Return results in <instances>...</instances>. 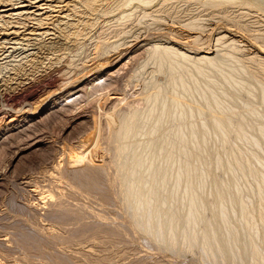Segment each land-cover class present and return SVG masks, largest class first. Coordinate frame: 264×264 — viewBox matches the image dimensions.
I'll list each match as a JSON object with an SVG mask.
<instances>
[{
	"label": "rangeland",
	"instance_id": "1",
	"mask_svg": "<svg viewBox=\"0 0 264 264\" xmlns=\"http://www.w3.org/2000/svg\"><path fill=\"white\" fill-rule=\"evenodd\" d=\"M0 1V95L26 78H36L50 64L62 67L68 76L64 83L73 87L59 99L50 97L32 114L25 111L53 90L47 82L32 87L36 97L31 106L9 108L0 97V128L26 114L20 123L0 131V264H264L252 260L244 248L245 240H254L256 225L255 248L264 249V227L259 221L264 202L257 197L252 176L245 177L227 164L228 159L234 161L242 155L264 160V147L250 143L264 134L259 132L264 127V0H45L40 3H50L51 7L44 9L25 1L28 5L21 15ZM7 37L15 43H4ZM9 46L14 48L9 50ZM163 47L192 57L177 68L178 87L170 81L175 59L159 61L158 52ZM7 49L12 54L2 60ZM205 50L216 66L197 60ZM168 63L173 64L170 67ZM180 77L185 81L183 86ZM64 83L56 88L66 87ZM199 87H209L213 93L204 96ZM162 102L166 103L163 111ZM3 111L7 112L4 117ZM217 113L227 122L223 133L213 125ZM131 117L138 128L135 149L144 141L149 143L153 125L156 137L165 132L167 139H172L176 127H183L187 142L179 145L174 140L166 147L171 151L179 145L186 150L192 142L187 125L192 122L193 135L204 140L202 160L210 163L215 155L221 156L214 173L223 183L219 191L233 201L232 208L227 206L228 219H236L246 208L248 220L233 221L234 234L238 233L234 244L219 232L223 237L208 244L214 243V249L223 240L218 245L220 252L204 251L200 236L189 246L191 226L183 219L172 224L170 234L174 237L169 234L172 238L167 241L149 234L147 226L138 223L140 214L131 209L133 197L126 195V182L122 181L130 171H121L115 164L119 127ZM155 121L158 124L154 125ZM145 148L140 151L150 149ZM124 150L130 155L131 151ZM167 161L162 159L161 168ZM254 163L257 171L259 165ZM140 171L150 177V171ZM193 176L179 182L171 178L163 187L157 182L138 184L143 191L148 190L146 185L154 186L151 203L162 206L166 197L170 204L161 208L183 218L188 202L181 199L186 198L189 187H203L200 198L205 195V204L209 194L216 192L210 191V182H191ZM240 200L246 203L241 208ZM211 212H202L205 222L212 220ZM217 219L214 225L221 226V217Z\"/></svg>",
	"mask_w": 264,
	"mask_h": 264
},
{
	"label": "bare ground",
	"instance_id": "2",
	"mask_svg": "<svg viewBox=\"0 0 264 264\" xmlns=\"http://www.w3.org/2000/svg\"><path fill=\"white\" fill-rule=\"evenodd\" d=\"M25 1H27V2H29V4L30 5H35V7L37 8V9H44V8H48V7H51L50 6V3H49V5H46L47 3L46 2H42V3H40L41 1H45V0H6V1H4V0H2V2H5V3H7V5H10L14 10H19L18 12H16L15 14L16 15H21V13H23L22 12V9L23 8H26V6L28 5V4H24V2ZM50 1V0H49ZM55 1V0H54ZM1 2V1H0ZM247 3V2H246ZM34 5H33V7H34ZM42 5H45V6H42ZM251 5V4H250ZM59 6V5H58ZM84 7H86V6H84ZM249 7V6H248ZM12 10V9H11ZM21 10V11H20ZM26 12V11H25ZM116 18V17H115ZM247 20V19H246ZM226 21V20H225ZM156 22H157V20H156ZM13 33V32H12ZM44 33V32H43ZM47 34V33H46ZM177 34V33H176ZM39 35H41V34H39ZM221 36V35H220ZM224 37V36H223ZM257 38V37H256ZM6 40L4 41V43H6V44H14L15 43V41L14 42H11V39L10 38H5ZM146 39V38H145ZM190 39H191V37H190ZM195 39V38H194ZM16 40V39H15ZM19 40V39H18ZM26 40H27V38H26ZM185 40H187V42H188V40L189 39H185ZM191 40H193V39H191ZM260 40V39H259ZM31 41V40H30ZM194 41V40H193ZM195 41H196V39H195ZM18 42V41H17ZM20 42V41H19ZM22 42V41H21ZM20 42V43H21ZM25 42V41H24ZM24 42H23V47L21 46V48L23 49L24 48ZM186 42V43H187ZM219 42V41H218ZM231 42H232V40H231ZM27 43V45H28V41L26 42ZM185 43V42H184ZM185 43V44H186ZM194 43V42H193ZM6 44H5V47H6ZM184 44V45H185ZM241 44V43H240ZM18 45V44H17ZM31 45V44H30ZM183 45V44H182ZM187 45V44H186ZM231 45V44H230ZM4 47V46H3ZM19 47V46H18ZM17 47V48H18ZM26 47V46H25ZM29 47H31V46H29ZM233 47V46H232ZM263 47V46H262ZM7 48H9V50L10 49H13L14 47H12V46H9V47H7ZM21 48H19L20 49V51L22 50ZM264 48V47H263ZM8 49L6 50V51H4V52H8L9 51ZM17 50V49H16ZM26 50V48L25 49H23V51H25ZM12 51V50H11ZM18 51V50H17ZM16 51V52H17ZM22 51V52H23ZM206 51V50H205ZM10 52V51H9ZM9 52L7 53V54H5V53H2L1 55H3L4 54V56L2 57V60L3 59H5L6 57H9V56H11V54L12 53H10L9 54ZM238 52V51H237ZM207 51L206 52H203L202 54H200V55H198L196 58H197V60L198 61H203V62H208V63H212V65L214 64L213 62H214V58H212V57H209L208 55H207ZM9 54V55H8ZM22 53L20 52V55H21ZM26 54V53H25ZM159 54V55H158ZM158 54L156 53V55H158L159 56V61H166V63L167 62H172L173 61V59H175L174 60V67H173V69H172V71L170 72L171 73V77H170V81L172 80L173 82H175V84H173V85H176V84H178V83H176V79H175V77H176V75H177V72H178V70H177V68H181V66L183 65L182 63L185 61H188V60H190L191 61V58L192 57H187V55H185V54H187V53H184V52H181V51H178L177 49H174V48H170V47H163L162 48V50L160 51V52H158ZM19 55V56H20ZM155 55V56H156ZM207 55V56H206ZM154 56V57H155ZM13 57V59H14V55L12 56ZM22 57V56H21ZM20 57V58H21ZM96 57V56H95ZM157 57V56H156ZM255 57V56H254ZM258 57V56H257ZM158 58V57H157ZM244 58V57H243ZM7 59V58H6ZM19 59V58H18ZM17 60V59H16ZM21 60V59H20ZM172 60V61H171ZM197 60H195V61H197ZM252 60V59H251ZM15 61V60H14ZM158 61V62H159ZM4 62H7V60H5V61H3V63ZM192 62H194V61H192ZM69 63V62H68ZM161 64V63H160ZM169 64V63H168ZM173 64V63H172ZM172 64H169L170 65V67L172 66ZM194 64V63H193ZM263 64V63H262ZM53 64H50L48 67H46L45 69H43L42 70V72L39 74V75H37V77L36 78H34V76L32 77V78H26V81H24V82H21L17 87H15L12 91H10V92H5V93H3V95L1 94L0 95V97L2 98V100L4 99V101H6L7 103H4V104H8V106H9V108L11 107V108H15V107H18V106H22V105H24L23 106V108L24 107H26V106H31V101H33V99H35V97H36V93H35V91H33L32 89V87L33 86H35V85H37V84H39L40 82L42 83V82H47L48 84V88H53V90L52 91H49L48 89V95L47 96H45V97H43L41 100H38V102H37V105H35V107L33 108V107H30V108H28V110L27 111H25V112H30V114H32V113H34L35 111H36V109L37 108H40L50 97H52L53 98V96L54 95H56V96H58L57 94H59V96L58 97H54V99H59V98H61L62 96H64L65 94H68L69 93V90L70 89H72L73 87H71V85H70V88H68L69 86H67L68 84H66V83H64V82H66L65 80H68V79H66L67 77H65V74H67V73H65V70H63V68L62 67H60V66H57V65H54V66H52ZM192 65V64H191ZM205 65V64H204ZM215 65V64H214ZM259 65V64H258ZM162 66V65H161ZM160 66V67H161ZM184 66V65H183ZM216 66V65H215ZM1 67V66H0ZM96 67V66H95ZM193 67H196V66H193ZM200 68V67H199ZM198 67L196 68V71H198L199 70V74L202 72L200 69H199ZM2 69V68H1ZM198 69V70H197ZM202 69H204V68H202ZM216 69V68H215ZM48 70V71H47ZM217 70V69H216ZM210 71V70H209ZM262 71H263V69H262ZM17 72V71H16ZM89 72V71H88ZM204 72V71H203ZM179 73V72H178ZM187 73L188 74H190L189 72H188V70H187ZM186 73V74H187ZM185 74V75H186ZM191 74H192V72H191ZM190 74V75H191ZM193 75V74H192ZM222 76H224V75H222ZM231 76V75H230ZM47 77H48V79H47ZM72 77V76H71ZM179 77V76H178ZM182 77V76H181ZM178 78V80H179V83L181 84V86H183L184 85V80L182 79V78ZM192 76H190V78H191ZM204 77V76H203ZM225 77H227V76H225ZM79 78V77H78ZM195 78V77H194ZM223 78V77H222ZM188 79V78H187ZM225 79V78H224ZM232 79V78H231ZM50 80V81H49ZM194 80V79H193ZM206 80V79H205ZM227 80V79H226ZM49 81V82H48ZM191 81V80H190ZM195 81V80H194ZM191 82H193V81H191ZM190 82V83H191ZM62 83H64V84H66V87H63V88H61V89H57L56 87H59V86H61V85H63ZM187 83V82H186ZM185 83V84H186ZM196 83H198V81L196 82ZM200 84V83H199ZM240 84V83H239ZM238 84V85H239ZM173 85H172V88H173ZM188 86L187 87H189V86H191V85H189V84H187ZM243 85V84H242ZM241 85V86H242ZM177 86V85H176ZM205 86V85H204ZM178 87V86H177ZM186 87V86H185ZM198 87V86H197ZM210 87V86H209ZM209 87H207V89H201L200 87V93L202 94V95H204V96H206L207 95V93H209V92H211L210 91V88ZM181 88V87H180ZM68 90V92L67 93H65L66 91ZM174 90V89H173ZM65 91V92H64ZM74 91V90H73ZM192 91V90H191ZM194 91H195V89H194ZM198 91V90H197ZM70 92H72V91H70ZM174 92H175V90H174ZM263 92V91H262ZM38 93V92H37ZM63 93H65V94H63ZM175 93H177V92H175ZM211 93H213V92H211ZM43 94V93H42ZM38 95V94H37ZM50 95V96H49ZM176 95H178V94H176ZM215 95V94H214ZM262 96H264V95H262ZM260 98H262V97H260ZM215 99V98H214ZM51 100H53V99H51ZM217 99H215L214 100V103H215V101H216ZM262 100H264V97H263V99ZM35 101V100H34ZM54 102V101H53ZM206 102H208V101H206ZM217 102V101H216ZM219 102V101H218ZM217 103H215V105H216ZM172 105V104H171ZM249 105V104H248ZM177 106V105H176ZM219 105H217V107H218ZM246 106H247V104H246ZM83 107V106H82ZM85 107V106H84ZM165 107H166V103H164V102H162L161 103V105H160V109H161V111H163L164 109H165ZM172 107V106H171ZM210 107V106H209ZM6 108H8V107H6ZM5 108V109H6ZM181 108V107H180ZM210 108H212V107H210ZM12 109V110H13ZM19 109V108H18ZM22 109V108H21ZM218 109H219V107H218ZM9 110H11V109H9ZM15 110H17V109H15ZM175 110H177V108L175 109ZM174 110V111H175ZM7 111V110H6ZM6 111H3V117L5 116V114L7 113ZM201 111V110H200ZM219 111V110H218ZM223 111V110H222ZM231 111V110H230ZM229 111V112H230ZM182 112V111H181ZM208 112V111H207ZM233 112V111H232ZM175 113V112H174ZM220 113L222 114V113H224V112H221L220 111ZM1 114V113H0ZM30 114H27V115H30ZM163 114V113H162ZM179 114H180V112H179ZM178 114V115H179ZM201 114H203V111H202V113ZM221 114H218L217 113V116H216V118H214V124L213 125H215L216 126V128L219 130V131H221V133H223V131H227V130H225V127H226V129H228L227 128V125H225L227 122H226V120H225V118H224V116H222ZM256 115L258 114V112L257 113H255ZM12 115V114H11ZM13 115H16V113L15 114H13ZM25 113L23 114V115H19V116H17L15 119H10V122L11 123H9L8 125H13V124H17V123H20L23 119H24V117H25ZM176 115V114H175ZM177 115V116H178ZM213 115H216V114H212V116ZM224 115L226 116V114L224 113ZM164 116V115H163ZM173 116V115H172ZM181 116V115H180ZM199 116H200V113H199ZM211 116V117H212ZM2 117V118H3ZM191 117V116H190ZM227 117V116H226ZM12 118V117H11ZM174 118H175V116H174ZM159 119V118H158ZM191 119V118H190ZM0 120H2L1 119V117H0ZM157 120V119H156ZM160 120V119H159ZM159 120H157V121H159ZM157 121H155V123H154V125L155 124H158L157 123ZM191 121V120H190ZM228 121V120H227ZM136 119H135V117L133 118V117H131V118H126L125 120H123L122 122H121V126L119 127L120 128V131H119V137H118V140H120V147L118 146V149H117V147H116V145L118 144L116 141H117V139H116V144H115V148L117 149L116 150V152H117V154H116V156H117V161H116V163L115 164H118V166H119V168L121 169V171H125V170H128V171H130V175L127 177V178H125V177H123L122 176V181L123 182H126V184H125V193H126V195L127 196H131V197H133L132 199H133V205H130V206H132V208L131 209H134V210H136V212H137V214H140L139 215V218H138V223L139 224H141V225H146L147 227V232L149 233V234H152V235H155V236H158V237H160V238H162V239H165L166 241H167V239L168 238H172V237H169V234L170 233H173V231L171 232L170 231V228H172L171 226H172V224L173 223H176V225L179 223V221H181L182 219V221L185 223V224H187V225H190L191 227V231H192V233L187 237L188 238V241H187V239H185L187 242H188V244H190L189 246H191L192 244V242H190L191 240H195V239H198V236H200L201 237V239H202V241H203V243H202V248H203V250L205 251V250H209V251H213V252H220L221 251V248L219 247L220 245L219 244H223L222 243V241H220L221 239H226L227 237H228V239H229V242L231 243V244H234V242L236 241V235L238 234H234V227H233V221H238L239 223H240V220H245V221H248V220H246L245 218H246V214H245V210L244 209H246V208H244V209H242V210H240L239 211V214H238V216H237V218L236 219H231L230 217V220L228 219V216H230V215H228V213H227V211H228V209L229 208H232V205H233V201H232V199L229 197V195H227L226 196V194H225V192L222 194L220 191H219V189L221 190V187H219V185H222L223 183H221L219 180L217 181V178H216V176H215V170H216V168L218 167V165H219V159L221 158V156H217L216 157V155H215V157L212 159V161L209 163V161L210 160H208V164L207 163H205L203 160H202V154L200 153L201 152V144L202 143H204V140H202V139H200V138H198V137H196L195 135H193V134H195L194 132H193V130H194V128H193V124H192V122L191 123H189L188 125H187V127L189 128V131H190V138L192 139V142H191V145L188 147H186V148H188V149H186L185 150V148L183 147L182 148V146L181 147H179V145H180V143L179 142H182L183 140H184V138H186L185 136H186V134L185 133H183L182 132V128H179L178 130H177V127H176V132H175V134H173L172 135V139H171V136H170V139H167V135L169 136V134H166V135H164L165 134V132L164 133H162V135L161 136H158V137H156V132H157V128H156V126H153V125H151L153 128H152V130H150V134L149 135H151V137H149L148 136V138H149V143H151V144H149V143H145V141L143 142V143H140L139 145H138V147L135 149V146H134V142L133 141H135L134 139V136L137 134L136 133V131H138V128H137V124H136ZM176 122V121H175ZM179 122V121H178ZM119 123H120V121H119ZM174 123V122H173ZM180 123V122H179ZM229 123H230V121H229ZM161 124V123H160ZM8 125H5V126H8ZM177 125H178V123H177ZM5 126H2L3 128H5ZM14 126V125H13ZM181 126V125H180ZM179 126V127H180ZM232 126V125H231ZM0 128V131H2L3 130V128ZM118 128V129H119ZM151 128V127H150ZM262 129H264V127L263 128H261V130L259 131V132H263L264 133V130H262ZM118 131V130H117ZM166 131V130H165ZM186 131V130H185ZM204 131V130H203ZM169 133V132H168ZM147 135V134H146ZM145 135V136H146ZM259 135V134H258ZM193 136V137H192ZM262 137L260 138V137H254V138H252V142H250V143H252L253 145H255V146H258V147H264V134H262L261 135ZM156 137V138H155ZM147 139V138H146ZM187 139V138H186ZM186 139L184 140L185 142H187L186 141ZM178 141V143H179V145L177 146V147H175L174 149H171V151L173 150V153L170 151V149H168L167 150V145L168 144H172L171 142L172 141ZM174 144V143H173ZM187 144V143H186ZM185 144V145H186ZM130 145H132V146H130ZM183 145V144H182ZM184 145V146H185ZM205 145V144H204ZM231 145V144H230ZM230 145H229V147H230ZM127 146H128V148L129 147H131L132 148V151H131V149H128L129 150V152H130V155H127V154H125L124 152H123V150L125 149L126 150V153L128 152V150H127ZM167 146V147H166ZM173 146H175V145H173ZM145 147H150V149H149V151L148 152H143L142 150V152L140 151V149H142V148H145ZM172 147V146H171ZM171 147H169V148H171ZM253 147V146H252ZM166 148V149H165ZM231 148V147H230ZM236 148V147H235ZM137 149H138V152H136L135 153V150L137 151ZM146 149V148H145ZM164 149H165V151H164ZM227 149V147H226V145L224 146V150H226ZM229 149V148H228ZM231 149H233V148H231ZM263 149V148H262ZM124 150V151H125ZM163 151H164V153H163ZM175 151V152H174ZM230 151V150H229ZM234 150H232V152H233ZM263 151H264V149H263ZM203 152H204V148H203ZM227 151H225V153H226ZM262 152V151H261ZM234 153V152H233ZM240 153V152H239ZM175 154V155H174ZM207 155V154H206ZM242 155V154H241ZM240 155V156H241ZM208 156V155H207ZM231 156V155H230ZM229 156V157H230ZM236 156L234 155V158H235ZM261 157V156H260ZM260 157H254V159L253 160H250V159H252L251 157H245V156H241V158L240 157H237L234 161H229V159L227 160V164H228V166L229 167H231V168H237V169H239L240 171H241V173H242V175H249V176H252V178L254 179V184L256 185V188H257V191H258V196L257 197H259V200H263V202H264V160H262L263 158H260ZM163 158H166V159H168V161H167V163H166V165H164V167H162L161 168V166H162V164H161V162H162V159ZM208 158V157H207ZM231 158V157H230ZM209 159V158H208ZM193 162V164H191ZM254 162H257V165H259V167L257 168L256 167V169H258L257 171L255 170V169H253V167H252V163L253 164H255ZM179 163H181L182 165L180 166H178V167H176L177 166V164H179ZM132 165V166H131ZM255 166V165H254ZM259 168H260V170H259ZM161 169V170H160ZM140 170H143V171H150L148 174H149V178H147V176L145 177L143 174H146V173H141V171ZM126 172V171H125ZM124 174H126V173H124ZM194 175L193 176V180L191 181V182H210V191L211 190H213V189H216L215 191L216 192H214V193H210V191H209V193L211 194V196H210V194H209V199H207V200H209L208 201V204H205L203 201H205V200H202V198L204 199V196H202V198H200L201 197V195H203V187L202 186H198V187H195V188H191V187H189V189L187 190V192H186V194H185V196H186V198L184 197V198H182L181 199V201L183 202V203H186L185 201H187L188 202V204L186 205V207H187V209H188V213L186 214V215H184L183 216V218H181V216H179V214L178 215H175V214H168L167 212V209L166 210H163L161 207L163 206V208H164V204H166V203H168V205L170 204L169 203V201L167 200V198L165 197V199H163L162 198V202H161V204H162V206H160V205H153L152 203H151V200L153 199V197L155 196V194H153L154 192H153V187L154 186H150V185H146L147 184V182H157V184H161V186L165 183V182H169L170 181V179L171 178H174L175 180H176V182H179L180 180H182L184 177H186V176H191V175ZM74 175V174H73ZM123 175V174H122ZM121 176V175H120ZM125 176V175H124ZM246 177V176H245ZM120 179V178H119ZM190 179H191V177H190ZM189 180H188V182H190ZM135 182H136V184H135ZM138 182H146V186H145V190H146V188L148 189V190H146V191H143L140 187H139V184H138ZM221 183V184H220ZM144 184V183H143ZM156 184V185H157ZM153 185H155V184H153ZM189 185H190V183H189ZM198 185H199V183H198ZM177 186V185H176ZM143 187V186H142ZM163 187V186H162ZM175 187V186H174ZM176 188V187H175ZM224 188H226V187H224L223 186V189ZM151 189H152V191H151ZM166 189V188H165ZM168 190V189H167ZM171 190V189H170ZM225 190V189H224ZM227 190V189H226ZM225 190V191H226ZM156 191V190H155ZM175 190L174 189H172L171 190V192H174ZM206 191V190H205ZM214 191V190H213ZM222 191V190H221ZM152 192V194L154 195H151L150 193ZM162 192V191H161ZM228 192V191H227ZM257 193V192H256ZM161 194V193H160ZM172 194V193H171ZM205 194V193H204ZM225 194V195H224ZM161 195H165V194H161ZM215 195V196H214ZM127 196H126V198H127ZM160 197V196H159ZM162 197V196H161ZM164 197V196H163ZM130 198H128V200H129ZM131 199V200H132ZM234 199V198H233ZM154 200H155V198H154ZM171 200L173 201V198H172V196H171ZM175 201V200H174ZM234 201H236V199H234ZM241 202H240V204L241 205H239L238 203V205H239V207L240 206H244V205H246V203H242L243 202V200H240ZM131 202V201H130ZM153 202V201H152ZM176 202V201H175ZM259 202V201H258ZM155 203V202H154ZM236 204V203H235ZM167 205V206H168ZM199 205H201L202 207H200ZM230 205V206H229ZM229 208H228V207ZM168 207H170V208H172L173 209V206L171 207V205L170 206H168ZM228 208V209H227ZM241 208V207H240ZM171 209V210H172ZM211 210L212 212V220H209V219H207L208 221H204V218H203V211L204 210ZM169 210V209H168ZM170 210V211H171ZM249 211H250V209H248ZM247 211V210H246ZM261 211V210H260ZM172 212V211H171ZM229 212V211H228ZM248 212V211H247ZM173 213H174V210H173ZM250 213H252V212H250ZM250 213L248 214V217H249V215H250ZM229 214H230V212H229ZM252 215V214H251ZM261 215H263L262 216V218L259 220V221H261L260 223L262 224V226L264 227V211L261 213ZM261 215H260V217H261ZM138 216V215H137ZM219 217H221V226H219L220 225V223L218 224V225H216V226H218V227H216L215 225H214V222L216 221H214V219H216V218H218L219 219ZM247 217V218H248ZM209 218V217H208ZM218 219H217V221H218ZM249 219V218H248ZM178 222V223H177ZM254 222V221H253ZM145 223V224H144ZM147 223V224H146ZM250 223V222H249ZM249 223L247 224V225H249ZM217 224V223H216ZM246 224V223H245ZM255 224V223H254ZM246 225V226H247ZM251 225H253V223L251 224ZM250 225V226H251ZM255 227H253V228H255V233H254V240L255 239H257V226L256 225H254ZM173 230V229H172ZM238 231V230H237ZM253 231V230H252ZM223 233V235L225 234L226 235V238H221L219 241H220V243L217 245V247L216 248H214V249H212L211 248V246H214V243H213V245L211 244L210 246H209V244L208 243H210V242H213V241H215V243H216V241L217 240H215L216 238H220V237H223V235L222 236H218V234L217 233ZM230 233H231V235H230ZM233 233V234H232ZM236 233V232H235ZM200 234V235H199ZM170 235H172L173 236V234H170ZM224 235V236H225ZM218 236V237H217ZM249 236V235H248ZM251 236V235H250ZM174 237V236H173ZM248 238V237H247ZM246 238V239H247ZM251 238V237H250ZM228 239H227V241H228ZM252 239V238H251ZM250 239V240H251ZM169 240V239H168ZM173 240V239H172ZM250 240H245L244 241V245H245V249L246 250H248V251H250V256L249 257H251V259L252 260H254V261H256L257 263L258 262H262V263H264V249H257V248H255V245H256V243H254V240L251 242ZM218 241V242H219ZM170 242V244H171V242L172 241H169ZM168 242V243H169ZM175 242V241H174ZM173 243V242H172ZM224 244H226V241L224 242ZM226 245H228V244H226ZM225 245V246H226ZM249 246V247H246V246ZM258 246V245H257ZM228 247V246H227ZM226 247V249H228ZM223 248H224V246H223ZM244 248H243V250H244ZM224 251V250H223ZM222 251V252H223ZM245 251V250H244ZM240 252V251H239ZM228 254V253H227ZM248 254H249V252H248ZM239 255H240V253H239ZM245 256V255H244ZM243 256V257H244ZM236 259V258H235ZM238 259H240V257H238ZM234 260V259H233ZM242 260V259H241ZM236 261V260H235ZM240 261V260H239ZM255 263V262H254Z\"/></svg>",
	"mask_w": 264,
	"mask_h": 264
}]
</instances>
